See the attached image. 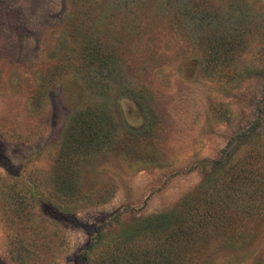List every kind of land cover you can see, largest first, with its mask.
Masks as SVG:
<instances>
[{"label": "rangeland", "instance_id": "obj_1", "mask_svg": "<svg viewBox=\"0 0 264 264\" xmlns=\"http://www.w3.org/2000/svg\"><path fill=\"white\" fill-rule=\"evenodd\" d=\"M203 214L195 264H264V0H0V264Z\"/></svg>", "mask_w": 264, "mask_h": 264}, {"label": "trees", "instance_id": "obj_2", "mask_svg": "<svg viewBox=\"0 0 264 264\" xmlns=\"http://www.w3.org/2000/svg\"><path fill=\"white\" fill-rule=\"evenodd\" d=\"M81 116L76 115L73 120L74 122H78V125L83 128H90L91 130L97 128L99 131H101L104 127L105 120L94 116L83 115V118ZM215 216V214L208 216H205L204 214L201 216L198 215V217L194 219L197 220L195 223L197 226L184 223L183 221L182 224L180 222L178 224H173L170 222L168 217L164 216L148 219V221L145 222L146 224L144 223L142 226H140V228L137 229L136 233H140L141 236L150 235L158 237L159 239H162L163 242L168 241L170 245L167 246L166 243H161L160 245L159 243L154 244L149 248L140 249L137 251L127 245L131 241L127 238L128 234H126L120 240H118L115 245V249L118 253L111 254V257L106 264H177V262L179 264H195L197 262L195 259L201 262V250L207 248H204V245L207 246L204 239L215 234L213 231H209V228H206V225L210 222H213L212 225L219 226V222H215L214 220ZM218 217L221 216H217L216 219H218ZM200 230L202 231L201 234H203V232L204 234L200 240H197V236H195V234L201 237V234L199 233ZM194 240L195 242L193 245H195L196 248H199L200 250L196 253L191 252L192 256H190L188 261L186 260L187 256L179 258V255H174V250L180 249L183 243H189L186 245L187 249L192 246L190 243ZM136 251L139 254H137Z\"/></svg>", "mask_w": 264, "mask_h": 264}]
</instances>
